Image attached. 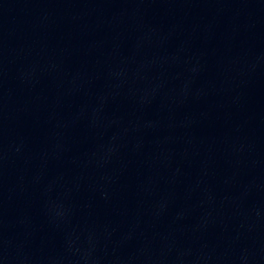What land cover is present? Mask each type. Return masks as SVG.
Instances as JSON below:
<instances>
[{"label": "water", "instance_id": "water-1", "mask_svg": "<svg viewBox=\"0 0 264 264\" xmlns=\"http://www.w3.org/2000/svg\"><path fill=\"white\" fill-rule=\"evenodd\" d=\"M234 264H264V152Z\"/></svg>", "mask_w": 264, "mask_h": 264}]
</instances>
